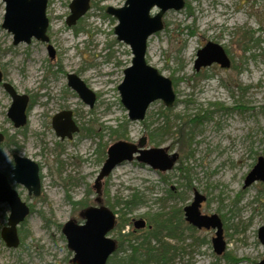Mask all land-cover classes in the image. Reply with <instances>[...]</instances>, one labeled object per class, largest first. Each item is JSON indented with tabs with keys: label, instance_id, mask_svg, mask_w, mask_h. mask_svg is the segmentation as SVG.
Listing matches in <instances>:
<instances>
[{
	"label": "rangeland",
	"instance_id": "rangeland-1",
	"mask_svg": "<svg viewBox=\"0 0 264 264\" xmlns=\"http://www.w3.org/2000/svg\"><path fill=\"white\" fill-rule=\"evenodd\" d=\"M71 1L48 0L47 36L55 50L52 60L41 42L13 45L12 36L1 28L5 5L0 1L3 81L32 104L26 125L14 129L6 116L12 101L0 84V132L13 139V143L4 141L0 146V172L32 209L18 228L22 233L16 249H8L0 238V264H70L73 253L61 234L62 225L69 220L83 224V209L96 206L91 186L107 148L119 140L136 144L143 137L145 149L160 147L177 153V165L160 175L135 161L122 164L104 181L102 194L96 196L101 197L100 204L114 212L120 207L111 205L138 192L144 203L128 215L129 219L148 221L151 215L180 210L183 220L182 209L192 201L195 189L206 198L201 214H215L222 220L226 249L216 255L211 244L214 231H189L183 220L181 239L164 240L177 250L168 264H225L226 253L239 259L238 264L260 262L264 246L257 239V230L264 226V184L243 185L257 158H264V0H184V9L167 11L163 29L148 40L147 63L175 81L176 100L168 109L170 116H186L185 121L197 117L199 121L190 124L193 137L188 158L181 156L184 151L173 134L150 142L142 124L152 122L151 129L161 125L158 113L166 109L161 101L149 106L144 121H128L126 139L117 140L109 132L108 127L115 128L127 119L117 86L132 55L128 46L116 40L113 29L117 22L104 10L120 8L125 0H93L82 21L67 27ZM156 12L155 8L151 15ZM243 31H252L259 41L245 51L240 41ZM208 42L228 51L231 66L222 69L213 65L197 73L212 77L205 80L195 75L193 66L196 52ZM69 74L76 75L95 94L92 109L67 86ZM210 88L217 90V95L209 93ZM213 104L230 110L216 111ZM61 112L71 113L70 119L79 129L71 140H60L51 126L52 118ZM13 154L39 165V197L28 195L11 180ZM79 201L86 206L76 205ZM8 215V205L0 204V231ZM118 217L116 214V220ZM133 230L135 236H142L147 228L131 225L122 234ZM109 237L117 243V230ZM119 257L121 254L117 257L114 253L107 264H118L114 259Z\"/></svg>",
	"mask_w": 264,
	"mask_h": 264
},
{
	"label": "water",
	"instance_id": "water-1",
	"mask_svg": "<svg viewBox=\"0 0 264 264\" xmlns=\"http://www.w3.org/2000/svg\"><path fill=\"white\" fill-rule=\"evenodd\" d=\"M5 5V13L1 28L12 36L14 46L32 40L47 45L49 58L55 57V50L49 44L47 31L49 20L46 15L48 0H0ZM91 0H72L69 3V15L65 19L67 27L75 26L90 9ZM185 6L184 0H125L120 8L106 7V15L116 20L113 29L118 42L128 46L132 55L131 64L123 71V79L117 86L120 103L127 111L130 122H141L145 119L149 106L161 101L165 108H172L176 95L172 82L164 77L146 61L148 39L163 29V15L170 10L179 11ZM157 9L151 15L153 9ZM217 64L223 69L230 67V60L224 49L215 43L208 42L196 52L194 70ZM0 84L11 98L7 118L14 129H20L27 123L28 97L19 95L13 86L3 81L0 71ZM67 86L70 87L90 109L96 102L95 94L76 75H67ZM71 113L61 112L52 118V128L61 140H70L78 128L70 119ZM4 135L0 132V145ZM146 138L137 144L119 140L106 150V158L94 179L92 188L96 196L102 194V182L119 166L136 161L154 171L165 173L170 171L177 161L176 153L169 154L167 148L145 149ZM13 169L11 180L27 190L28 195L39 197L41 180L39 165L32 160L12 155ZM260 181L264 183V159L258 157L255 165L246 175L243 187ZM206 200L199 192H193L191 203L183 208V216L189 226L197 230H213L211 238L213 252L220 256L226 245L223 239V224L220 218L203 215L201 203ZM96 206L85 208L81 214L83 224L69 220L62 225L61 233L67 248L73 253L71 264H106L116 250V242L108 234L114 229L115 214L101 205V198H95ZM0 204H7L9 215L5 226L0 231V238L8 249L19 246L18 226L30 215L29 207L21 201L18 193L12 188L9 179L0 172ZM136 229L145 227L144 220L134 222ZM257 239L264 246V226L257 230ZM257 264H264V258Z\"/></svg>",
	"mask_w": 264,
	"mask_h": 264
},
{
	"label": "trees",
	"instance_id": "trees-1",
	"mask_svg": "<svg viewBox=\"0 0 264 264\" xmlns=\"http://www.w3.org/2000/svg\"><path fill=\"white\" fill-rule=\"evenodd\" d=\"M104 16V15H103ZM106 17V16H104ZM82 19L79 21L81 22ZM78 22V23H79ZM78 30L75 29V32ZM241 44L243 45V50H248L254 44H257L258 39L253 38V32L247 31L242 32L240 36ZM226 51V50H225ZM228 53V51H226ZM198 77H202V79L209 80V76L205 72L203 75L195 74ZM173 84L175 85V81L171 79ZM216 108H223L220 104H213ZM32 104L28 105L27 111L31 109ZM169 110L165 109L159 111L158 120H160V124L158 127L151 129L152 122L150 124L143 123V127L146 131H148V136L150 142H153L156 138H160L166 134H173V136L177 137V142L180 144V147L184 153H182V157L188 158L191 156V143H192V135H193V125L190 124L198 123L197 117L184 120L186 116L180 115H171L169 114ZM204 117H201V119ZM129 122L127 119L119 122L115 128L108 127L109 132L118 139H126L127 138V128ZM89 133L92 132L91 129H87ZM4 133V132H3ZM5 137L6 134L4 133ZM6 143H13V139L10 137H6ZM184 178L185 175L183 176ZM162 181H165V177L161 176ZM187 179V178H186ZM92 190V188H91ZM90 192V190L88 191ZM89 194V193H88ZM167 195L172 197V191L168 190ZM106 196H108L106 192ZM144 202L142 201V197L138 192L133 193L127 200H121L116 202V206L111 205L110 207H120L117 211H114L115 214H119L118 220H116L115 228L117 230V234L119 238L117 239V248L115 251L116 256L118 257L121 254V257L118 259H114V262L118 264H168L169 260L176 253V248L170 245L169 243L164 242L165 239L168 240H180L182 237L183 228L181 225L183 224V220L179 217V211H171L168 213H158L155 215H151L146 222L147 231L142 236H135L134 230L127 234H122L123 230L128 226L133 225V219H129L128 215H130L137 207L142 205ZM76 205L86 206L84 202L79 201ZM85 209V208H84ZM83 209V210H84ZM31 212L32 209L30 208ZM224 221V220H223ZM24 222L21 224L23 226ZM187 230L193 231V229L189 226L186 227ZM21 229H18V235H21ZM155 242L153 246L151 243ZM172 251V252H171ZM223 259H225V264H238L240 262L235 256L231 253H226L223 255ZM109 261V260H108ZM108 263V262H107ZM217 264V263H215Z\"/></svg>",
	"mask_w": 264,
	"mask_h": 264
},
{
	"label": "flooded vegetation",
	"instance_id": "flooded-vegetation-1",
	"mask_svg": "<svg viewBox=\"0 0 264 264\" xmlns=\"http://www.w3.org/2000/svg\"><path fill=\"white\" fill-rule=\"evenodd\" d=\"M225 51V50H224ZM225 53L227 54V52L225 51ZM227 56H228V54H227ZM229 58V57H228ZM230 60V59H229ZM213 65H215V66H218V67H220L219 65H217V64H211L209 67H211V66H213ZM230 66H231V60H230ZM209 67H206V68H201L198 72H196V71H194L195 73H199V72H201V71H203V70H205V69H208ZM221 68V67H220ZM230 68V67H229ZM223 69V68H222ZM228 69V68H227ZM212 77L210 76L209 77V80L211 79ZM209 93H211L212 95H217V90H215L214 91V89L213 88H211L210 90H209ZM30 105V104H29ZM86 105V104H85ZM89 108V107H88ZM93 108V107H92ZM91 108V109H92ZM90 109V108H89ZM226 111V109H221L220 107H217L216 108V111ZM51 122H52V120H51ZM51 126H52V124H51ZM77 127V126H76ZM78 128V127H77ZM54 130V129H53ZM79 130V129H78ZM78 132V131H77ZM3 133V132H2ZM4 134V133H3ZM56 135V134H55ZM6 137H5V135H4V139H5ZM72 138H73V136H72ZM71 138V139H72ZM60 139V138H59ZM65 139H67V138H65ZM64 139V140H65ZM70 139V140H71ZM61 140V139H60ZM68 140V139H67ZM137 144V143H136ZM155 148H160V147H155ZM177 154V153H176ZM180 154H181V152H180ZM178 155V154H177ZM182 156V155H181ZM179 155H178V158H177V161H176V163H175V166L177 165V162H178V160H179ZM184 158V157H183ZM140 164V163H139ZM141 165H143V164H141ZM175 166L171 169V170H173L174 168H175ZM177 169H179V168H177ZM152 170V169H151ZM170 170V171H171ZM154 171V170H153ZM155 172H157V173H159L160 175H162V174H165V173H167V172H165V173H161V172H158V171H155ZM169 172V171H168ZM106 179H104L103 180V182H102V186H103V183H104V181H105ZM194 190L195 189H193V192H194ZM205 202V201H204ZM201 205H202V203H201ZM201 207V206H200ZM183 213V212H182ZM183 220H184V216H183ZM184 222H185V220H184ZM187 225H188V223H187ZM189 226V225H188ZM144 228H146V222H145V227Z\"/></svg>",
	"mask_w": 264,
	"mask_h": 264
}]
</instances>
